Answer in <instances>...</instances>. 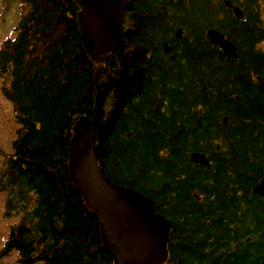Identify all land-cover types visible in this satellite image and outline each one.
Returning <instances> with one entry per match:
<instances>
[{
  "label": "trees",
  "instance_id": "trees-1",
  "mask_svg": "<svg viewBox=\"0 0 264 264\" xmlns=\"http://www.w3.org/2000/svg\"><path fill=\"white\" fill-rule=\"evenodd\" d=\"M225 1L122 0L121 43L96 63L74 0H20L16 35L0 42L3 91L20 123L0 193L5 217L21 213L29 230L8 223L0 259L114 264L68 171L85 114L103 173L172 221L165 264H264V194L253 191L264 176V0H230L241 18ZM213 27L238 57L207 39Z\"/></svg>",
  "mask_w": 264,
  "mask_h": 264
},
{
  "label": "water",
  "instance_id": "water-1",
  "mask_svg": "<svg viewBox=\"0 0 264 264\" xmlns=\"http://www.w3.org/2000/svg\"><path fill=\"white\" fill-rule=\"evenodd\" d=\"M78 6L77 23L83 47L93 62H105L122 40V0H74ZM238 18L242 8L225 1ZM178 28L176 35L182 34ZM207 39L218 44L229 57H238L237 45L218 28L207 31ZM167 41L164 51L171 50ZM228 121V116L223 118ZM95 121L81 115L73 126L69 144L68 171L86 204L97 214L101 238L114 254V264H165L172 221L156 211L152 199L143 192L119 184L103 173L96 154ZM193 161L209 165L206 154L193 151ZM264 193V176L253 187ZM29 230L25 224L18 228L20 235Z\"/></svg>",
  "mask_w": 264,
  "mask_h": 264
},
{
  "label": "rangeland",
  "instance_id": "rangeland-1",
  "mask_svg": "<svg viewBox=\"0 0 264 264\" xmlns=\"http://www.w3.org/2000/svg\"><path fill=\"white\" fill-rule=\"evenodd\" d=\"M22 11L20 0H0V42L6 37H14L16 35L15 26ZM3 84L4 78L0 75V167L3 164L5 152L12 150L11 141L16 136V128L20 125L15 118L13 105L3 91ZM107 105L108 107L110 106V100ZM4 199L5 194L0 193V248L7 236L8 223L17 222L18 227L21 225L18 222L21 213H18L17 216L5 217ZM0 264L17 263L14 256H10L1 258ZM34 264H42V261H36Z\"/></svg>",
  "mask_w": 264,
  "mask_h": 264
},
{
  "label": "flooded vegetation",
  "instance_id": "flooded-vegetation-1",
  "mask_svg": "<svg viewBox=\"0 0 264 264\" xmlns=\"http://www.w3.org/2000/svg\"><path fill=\"white\" fill-rule=\"evenodd\" d=\"M259 194H261V193H259ZM262 194H264V193H262Z\"/></svg>",
  "mask_w": 264,
  "mask_h": 264
}]
</instances>
